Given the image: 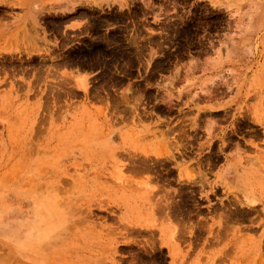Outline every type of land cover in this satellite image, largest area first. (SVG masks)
<instances>
[{"label": "rangeland", "instance_id": "obj_1", "mask_svg": "<svg viewBox=\"0 0 264 264\" xmlns=\"http://www.w3.org/2000/svg\"><path fill=\"white\" fill-rule=\"evenodd\" d=\"M137 77L144 92L122 94ZM142 122L154 161L138 162ZM188 141L202 172L219 169L210 193L176 177H192L174 155ZM207 203L218 226L192 242L171 215L211 220ZM48 207L71 214L44 250ZM194 250L264 264V0H0V264H188Z\"/></svg>", "mask_w": 264, "mask_h": 264}, {"label": "crops", "instance_id": "obj_2", "mask_svg": "<svg viewBox=\"0 0 264 264\" xmlns=\"http://www.w3.org/2000/svg\"><path fill=\"white\" fill-rule=\"evenodd\" d=\"M141 81V77H137L136 81H127V83L121 88L122 94H124L125 90L126 92L129 91V89L132 90V94L134 96H139L144 92V84L139 85V82ZM136 131L138 135L142 138H140V141H142L141 144L138 145V149L142 152L140 158L138 159V162H150L154 161L155 156H157L156 152L158 151L159 144L157 143L154 132L155 130V124L153 122H142L137 125ZM188 144H185L184 146L187 149H182L180 153L174 152V155L176 157V161L178 162H186L189 164V171L188 175L192 172V177H188L190 179H186L185 176H179V170H177L176 177L177 179L185 180L186 183H191L193 185V189L197 191V193H210L211 189H215V181L217 180V174L218 170L215 168L207 172H202L200 163L204 161V158L207 159L208 156L202 155L198 153V143L187 142ZM177 146V145H175ZM183 146V147H184ZM206 171V170H205ZM194 191V192H195ZM205 210L207 214H211L212 218L209 220L201 213V206L194 205L193 208L188 211V213L183 217L182 215L176 214L171 215V221L173 225L180 226V227H191L193 229V233L191 235L192 242H202L205 240L201 237V232L198 230L202 227H217L218 226V218H219V207L216 205L210 206L208 203L205 204ZM209 216V215H207ZM203 218H206V220H203ZM156 225V224H152ZM162 225V224H159ZM205 236H208L206 234ZM175 251H173L171 254L172 258L179 257L177 254H174ZM200 251H191L184 256V258L191 259V261L188 264H196L195 259L199 258ZM181 257V256H180ZM179 257V258H180Z\"/></svg>", "mask_w": 264, "mask_h": 264}, {"label": "bare ground", "instance_id": "obj_3", "mask_svg": "<svg viewBox=\"0 0 264 264\" xmlns=\"http://www.w3.org/2000/svg\"><path fill=\"white\" fill-rule=\"evenodd\" d=\"M44 3V2H43ZM44 5V4H43ZM38 7V6H37ZM43 8V7H42ZM35 32V31H34ZM37 34V33H36ZM38 35V34H37ZM36 35V36H37ZM29 37V36H28ZM147 162V161H146ZM135 170V168H134ZM245 171V170H243ZM240 175V174H239ZM240 179H242L243 181L241 182L240 184V187L241 189L243 190V194H244V197L248 200V201H254L257 199V197L255 196V192H254V180L251 178V177H248V178H244L243 176H240ZM185 186V185H184ZM255 188V187H254ZM256 189V188H255ZM257 193V191H256ZM51 207H48L45 211H44V250L45 248H50L51 247V244L54 243V240L55 238L58 236L56 234L58 233H62V231L64 230L65 226L67 225V222L68 220L70 219V214H71V211L69 209H62V210H59V211H56V214L54 213H51ZM46 212V213H45ZM66 214L64 215L63 219H64V226L61 228V230H58L56 233H49V229L46 227L48 225V223L50 222L49 221V217L51 218V216L53 215H56V216H59V215H62V214ZM237 213V212H236ZM242 214V213H241ZM244 214V213H243ZM69 224V223H68ZM63 225V224H62ZM69 229V227H68ZM68 231V230H67ZM66 231V232H67ZM33 232L32 231H27L24 236L26 238V236H29V235H32ZM50 240H52L50 242ZM7 243V242H6ZM12 244V243H11ZM57 244V243H55ZM26 247L23 248L24 251H26L28 249V247L30 246H33L32 244H26L24 245ZM37 246V248H40L41 249V246L40 245H35ZM54 250V249H53ZM58 250V249H57ZM12 252V251H11ZM55 258V257H54ZM50 264V263H49Z\"/></svg>", "mask_w": 264, "mask_h": 264}]
</instances>
